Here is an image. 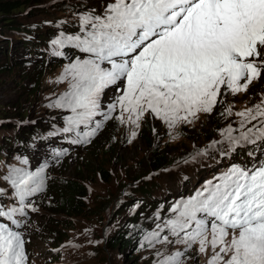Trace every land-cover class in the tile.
<instances>
[{
    "label": "snow or ice",
    "instance_id": "obj_1",
    "mask_svg": "<svg viewBox=\"0 0 264 264\" xmlns=\"http://www.w3.org/2000/svg\"><path fill=\"white\" fill-rule=\"evenodd\" d=\"M80 31L53 41L86 54L65 68L58 82L67 80L69 90L51 105L71 111L63 131L81 138L73 143L89 142L102 127L95 117L111 119L117 106L121 123L127 112V122L137 127L146 112L170 128L190 123L212 112L221 89L246 92L264 73V0H108L102 13L81 16ZM114 85L122 94L102 111L104 90ZM236 115L239 128L229 126L224 140L211 145L227 143L222 155L264 140V99ZM81 125L88 130L79 132ZM46 168L11 166L3 177L18 206L0 205V218L14 226L0 223V264H27L16 217L26 216V208L37 210L30 198L44 190ZM170 211L144 237L150 247L165 246L156 264H184L194 245L205 255L211 249L207 264H264V160L231 165ZM169 244L185 251L167 254Z\"/></svg>",
    "mask_w": 264,
    "mask_h": 264
},
{
    "label": "rangeland",
    "instance_id": "obj_2",
    "mask_svg": "<svg viewBox=\"0 0 264 264\" xmlns=\"http://www.w3.org/2000/svg\"><path fill=\"white\" fill-rule=\"evenodd\" d=\"M10 1L21 3L22 9L0 15V48L4 46L2 40L8 44L7 56L0 51V59H7L5 64L10 67L6 71L0 67V142L4 146L19 142L26 150L8 146L7 154H0V189L13 192L3 179L11 166L36 171L47 164L45 188L30 198L37 210L26 208L30 219L21 233L27 246V264H156L157 252L165 246L150 247L144 240L146 233L126 248L110 241L120 229H131L133 215L144 201V195L128 194V188L144 185L148 189L149 201L156 204L153 210L148 208L154 221L151 231H154L158 223L172 215L170 209L177 201L194 195L233 165L241 149L258 151L262 140L245 143L228 155H222L228 149L227 143L211 145L224 140L221 133L229 126L239 128L241 117L237 112L252 108L264 99V73L246 92L233 95L221 89L222 96L211 113L201 112L190 123L181 122L173 128L150 112L140 119L139 127L127 122V112L125 122L121 123L117 106L111 119L95 117L102 127L89 142L77 144L72 140L73 146L63 149L62 145L69 141L59 142L58 138L64 133L76 135V132L63 131L68 126L66 118L72 113L51 105L69 90L67 80L58 82L65 68L77 59L86 58V54L71 43L60 46L53 41L62 35H80L81 16L102 13L108 0ZM14 22V28L6 27ZM14 40L16 48L12 52ZM36 50L41 53L37 62L48 61L36 65L35 58H31L36 57ZM25 55L28 59L23 60ZM119 87L114 85L104 90L102 111H107L108 105L122 94L117 90ZM227 108L232 109L230 115ZM87 130L83 125L78 129L81 133ZM39 132L43 135L35 137ZM46 139L51 144L43 153L40 145ZM113 140L117 141L115 153L103 156L102 152ZM154 150L167 157L160 169L152 166ZM90 156L97 157L87 167ZM98 156H103L102 164H97L101 161ZM23 160L28 164H22ZM62 177L77 179L86 189L87 196L78 213L64 210L48 192L49 183ZM44 237L52 239L54 245L43 241ZM198 247L194 245L185 252L184 264H207L211 249L205 255ZM176 250L185 251V246L167 245V254Z\"/></svg>",
    "mask_w": 264,
    "mask_h": 264
},
{
    "label": "trees",
    "instance_id": "obj_3",
    "mask_svg": "<svg viewBox=\"0 0 264 264\" xmlns=\"http://www.w3.org/2000/svg\"><path fill=\"white\" fill-rule=\"evenodd\" d=\"M21 9H22L21 3H17L14 1H10V0H0V15L11 14L12 12L19 11ZM15 26H16V23L14 22V23L7 25L6 27L14 28ZM41 42H47V41L43 40ZM1 43L4 44V46L0 48L1 54L5 53L7 56L6 49L8 47V44H6L4 40H2ZM14 48H16V40H14L13 44L11 45V50L13 49L12 52L14 51ZM35 54H36V57L32 56L31 58L33 60L35 58L36 63H37V60L40 59V55H37V53ZM26 59H28V57L25 56L23 60H26ZM5 60L7 59H2V60L0 59V67H2L1 71H6L7 69L10 68L9 66L5 64ZM46 61L47 60H45L42 63H45ZM13 62L14 60H11V63ZM58 139H60L59 142H63V139L61 137H59ZM78 139H81V138L74 136L72 140L74 141ZM116 143L117 141L113 140L110 143L108 149L102 152V155L103 156L106 154L113 155L116 151ZM97 144L98 142H96L94 146H97ZM8 146H12L13 148L18 147L17 144L11 145L10 142H8L7 146H4V143L0 142V154H7L5 151ZM3 148H5V150ZM56 148L57 147H54V149ZM62 148L65 149V148H68V146H62ZM57 150H61V149L57 148ZM103 156L101 157L98 156V159H100L101 161L97 164H102ZM96 157L97 156L89 157V160L87 162V167L90 166V162L94 161L95 160L94 158ZM166 158L167 157L164 155L163 152L159 150H154L151 156L152 166L156 169H160L165 164ZM75 180L77 179H72V178L68 179V178H63V177L57 178L56 181H52L51 183H49V187H48V192L50 193V195L53 196L55 199H57V202L62 206V208L68 211L70 214L78 213L81 210V207L83 206V200L87 196L86 189H84L83 184L80 181H75ZM136 180H138V178ZM143 186L144 185H139L136 187L130 186V188H128V191H127L128 194L134 192L135 194H138V196L144 195V199H143L144 201L140 204L139 210L137 211V213L133 215L134 223L131 229L127 231L122 228L110 238L111 242H114L117 244L116 246L126 248L128 247V245H130V243H132L134 240L139 238L143 233H148L152 230V223L154 221L149 216L151 213H149L148 208H150V210H153L156 204L153 201L152 202L149 201L151 200L150 199L151 197L147 196L148 189ZM152 197L153 199L156 198L154 196ZM154 213H157V212H154ZM42 240L54 245L53 240L48 237H44L42 238Z\"/></svg>",
    "mask_w": 264,
    "mask_h": 264
},
{
    "label": "clouds",
    "instance_id": "obj_4",
    "mask_svg": "<svg viewBox=\"0 0 264 264\" xmlns=\"http://www.w3.org/2000/svg\"><path fill=\"white\" fill-rule=\"evenodd\" d=\"M38 40L40 41V39L38 38ZM43 40H46L47 42H48V40L47 39H42V41ZM43 43H46V42H43ZM37 51L38 50H36V52L35 53H37ZM37 55H41V53H37ZM26 56V55H25ZM25 56H23V57H25ZM41 58V57H40ZM40 61H43L42 59L40 60ZM42 62H37L36 63V65H39V64H41ZM35 137H41L42 136V134H41V132H39L38 134H36V135H34ZM17 140V139H16ZM10 144L11 145H13V144H17L18 145V147L17 148H15V149H23V150H26V148L25 147H23L22 146V144L21 143H19V142H10ZM62 146H68V147H72L73 146V144L71 143V141H69L68 143H65L64 145H62ZM12 147V146H11ZM13 148V147H12ZM6 193V195L5 196H7L9 199H12V192H9V191H6L5 192ZM27 226L28 225H26V228H27ZM19 232H21V231H19ZM48 243V242H47ZM53 243H54V241H53ZM50 244V243H49ZM51 245H53V244H51ZM27 248V246H25V249Z\"/></svg>",
    "mask_w": 264,
    "mask_h": 264
},
{
    "label": "bare ground",
    "instance_id": "obj_5",
    "mask_svg": "<svg viewBox=\"0 0 264 264\" xmlns=\"http://www.w3.org/2000/svg\"><path fill=\"white\" fill-rule=\"evenodd\" d=\"M48 61V60H47ZM77 136V135H76ZM50 144H51V140L50 139H46L44 140L41 145H40V148H41V151L43 153H46L50 147ZM77 144H82V143H77Z\"/></svg>",
    "mask_w": 264,
    "mask_h": 264
}]
</instances>
